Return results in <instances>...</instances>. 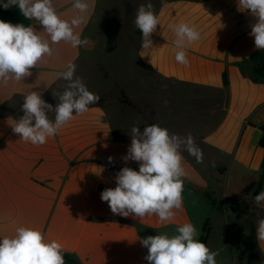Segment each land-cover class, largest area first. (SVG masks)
Returning <instances> with one entry per match:
<instances>
[{"label": "crops", "instance_id": "obj_1", "mask_svg": "<svg viewBox=\"0 0 264 264\" xmlns=\"http://www.w3.org/2000/svg\"><path fill=\"white\" fill-rule=\"evenodd\" d=\"M52 2L61 19L80 18L74 32L90 43L51 44L53 54L30 76L0 83V238L26 226L59 242L65 264H148L143 238L174 235L185 222L199 236L208 220L207 246L218 253L217 264H246L252 251L264 264V241L256 232L264 202H255L264 191V50H256L249 35L256 18L241 10L238 0H84V12L73 7L75 0ZM148 3L160 24L152 48L143 51L134 20L139 6ZM0 19L33 26L50 42L39 22L25 19L16 6H0ZM182 22L201 33L199 41L184 49L187 66L175 60L172 26ZM128 43H133V55L124 57L133 59L134 74L140 65L162 81L164 93L154 116L122 113L119 107L112 111L104 102L90 105L82 115L74 113L43 145L25 142L12 131L24 115L26 95L39 92L55 107L59 101L53 96L64 82L59 74L69 63L77 68L91 55L120 58L122 44ZM49 117L54 120L55 113ZM152 124L182 137L191 134L204 156L197 163L181 151L183 204L165 222L156 215H115L101 200L103 190L115 188L123 167L139 170V162L122 159L131 144V128L142 131Z\"/></svg>", "mask_w": 264, "mask_h": 264}, {"label": "clouds", "instance_id": "obj_2", "mask_svg": "<svg viewBox=\"0 0 264 264\" xmlns=\"http://www.w3.org/2000/svg\"><path fill=\"white\" fill-rule=\"evenodd\" d=\"M5 9L18 7L20 14L28 20H36L50 37L44 39L33 26L13 24L0 19V83L9 80L21 81L31 75V69L44 57L51 56V44L70 43L73 47H87L89 41L75 34L74 27L81 23L79 17L70 22L61 19L52 0H0ZM241 10H247L256 18L251 25L250 36L254 37L255 49L264 50V0H238ZM73 7L84 12L88 5L84 0H75ZM134 24L142 33L143 51L152 48V34L156 32L160 19L153 5H140ZM175 33V60L187 66V45L201 39L195 25L180 23L172 26ZM113 54V53H112ZM151 62V61H150ZM76 65L69 63L59 76L67 82L58 96L55 107L47 103L42 94L32 91L24 97L21 108L24 115L16 120L12 131L25 142L43 145L73 120L74 113L82 115L89 106L99 102L100 97L89 91L82 78L75 76ZM55 113L54 120L48 113ZM131 144L122 159L139 162V170L123 167L115 176V188L101 192V200L108 203L115 215L143 218L156 215L161 222L174 218V209L183 204L185 169L181 151L194 157L197 163L204 162L202 150L191 134L182 137L170 133L157 124L141 129L131 128ZM112 162L113 158H108ZM255 202H264V191L255 195ZM257 239L264 241V218L257 221ZM147 249L144 259L148 264H217V252L212 251L198 239V231L191 222L178 226L176 234L167 233L148 236L141 241ZM0 264H65L62 245L46 240L44 234L31 227L16 228L15 235L0 238Z\"/></svg>", "mask_w": 264, "mask_h": 264}, {"label": "rangeland", "instance_id": "obj_3", "mask_svg": "<svg viewBox=\"0 0 264 264\" xmlns=\"http://www.w3.org/2000/svg\"><path fill=\"white\" fill-rule=\"evenodd\" d=\"M122 45L123 53L120 58H93L91 55L76 68L75 76L82 78L88 90L100 97L95 105L109 102L112 111L119 107L122 113L154 116L164 93L162 81L140 65L135 75L133 59L124 57L126 53L133 55L130 53L133 51V43ZM66 84L64 81L57 87L58 94L64 91ZM58 94L53 98H58ZM52 95L48 96L49 99Z\"/></svg>", "mask_w": 264, "mask_h": 264}, {"label": "trees", "instance_id": "obj_4", "mask_svg": "<svg viewBox=\"0 0 264 264\" xmlns=\"http://www.w3.org/2000/svg\"><path fill=\"white\" fill-rule=\"evenodd\" d=\"M223 84L224 86H227L228 81L226 77V73L223 74ZM262 130L264 132V127H262ZM260 144L264 147V136L260 142ZM209 232H210V225L208 220H205L202 226L201 234L198 236V239L201 242H204L207 245L208 237H209Z\"/></svg>", "mask_w": 264, "mask_h": 264}, {"label": "water", "instance_id": "obj_5", "mask_svg": "<svg viewBox=\"0 0 264 264\" xmlns=\"http://www.w3.org/2000/svg\"><path fill=\"white\" fill-rule=\"evenodd\" d=\"M260 263H261V259L258 256V254L254 251L250 252L246 264H260Z\"/></svg>", "mask_w": 264, "mask_h": 264}]
</instances>
